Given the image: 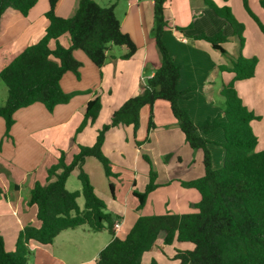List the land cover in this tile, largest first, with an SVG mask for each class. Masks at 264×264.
<instances>
[{"label": "trees", "instance_id": "1", "mask_svg": "<svg viewBox=\"0 0 264 264\" xmlns=\"http://www.w3.org/2000/svg\"><path fill=\"white\" fill-rule=\"evenodd\" d=\"M37 1L0 0V19L8 8L26 16ZM203 1L216 16L230 25L242 45L244 24L234 17L230 7L227 4L219 6L214 0ZM57 2L48 0L45 12L48 25L43 36L0 69V79L7 89L6 100L0 105L6 136L15 122L17 110L41 103L48 112H52L58 104L71 99L74 92L63 91L60 79L67 72L79 76L82 62L74 57V50L82 51L95 66L101 67L110 45L121 48L124 59L131 57L137 49L131 36L121 30L114 4L100 5L94 0H79L74 13L62 17L55 13ZM164 2L153 0L152 32L160 65L144 81L139 93L125 99L112 112L109 122L97 130L92 145L78 144L77 152L69 160L66 152L61 151L47 167L45 180L33 182L26 203L34 208L37 223L25 225L19 230L12 250L6 248L0 233V264H28L30 243L50 245L61 231L81 225L93 231L106 229L112 236L99 251L94 264H160L154 259L143 263L141 259L160 235L164 245L174 242L193 245L190 249L175 247L171 256V260H175L173 264H264V149L255 150L257 137L251 122L257 116L243 104L235 87L236 81L254 76L257 58L240 53L230 66L219 67L232 74V79L224 83L220 90L218 104L221 112L200 124L194 123L187 110L179 105L181 99L191 96L193 89L178 87L180 66L162 41V33L168 26ZM260 4L264 8V0H260ZM244 6L264 34V23L252 13L246 0ZM178 29L185 31L187 28ZM64 34L69 38L67 45L59 40ZM191 38L207 40L214 48L225 52L221 45L225 37L221 33L212 36L193 34ZM157 101L168 103L188 146L202 151L203 174L191 180H180L183 186L198 192L199 200L192 204L194 210L188 213L139 215L125 237L120 238L113 230L115 219L119 217L107 211L105 202L95 192L82 164L88 157L95 158L102 165L106 177H118L120 172L115 171V165L102 149L107 130L124 125L132 126L135 132L140 110L143 107L151 109ZM101 106L99 95L86 102L76 133L97 119ZM151 126L150 112L148 128ZM217 128L223 132L220 143L223 159L222 165L216 168L212 165L208 148L210 140L198 131L207 134ZM142 156L149 164V171L144 189L132 191L138 200V209L144 206L148 194L158 186L149 157ZM76 167L80 169V189L71 191L65 183ZM109 188L113 192L111 182ZM80 195L83 198L82 207L77 202Z\"/></svg>", "mask_w": 264, "mask_h": 264}, {"label": "crops", "instance_id": "2", "mask_svg": "<svg viewBox=\"0 0 264 264\" xmlns=\"http://www.w3.org/2000/svg\"><path fill=\"white\" fill-rule=\"evenodd\" d=\"M214 1L219 6L227 4L230 9L232 1H236L234 3L241 8L239 12H241L242 22L247 20V17L252 19L244 6V0H227L226 2L219 0L221 3L218 0ZM78 2L79 0H58L55 13L62 17L71 16ZM104 2L103 5L114 4L121 30L128 33L137 46L135 53L124 59L121 57L122 49L110 45L106 52L105 63L97 67L82 51L74 50V57L82 62L79 76L67 72L60 79L63 91L74 92L67 103L58 104L52 112H48L42 104L40 106L38 103L17 110L14 114L16 122L8 137L4 135V120L0 117V184L2 186H0V196L7 201L11 214L17 217L16 223L19 230L25 225L37 223L35 210L31 212L27 208L25 197L27 190L24 191L26 186L30 189L35 180L44 181L47 167L55 161L61 151L66 152V158L69 160L77 152L78 144L92 145L100 126L110 120L112 112L125 99L142 90L144 81L161 63L152 32L153 0H132L131 2L104 0ZM246 2L252 13L264 23V8L260 0H246ZM47 8L48 0H38L26 16L20 15L15 9H6L0 19V69L26 46L37 42L43 36L48 25V19L45 16ZM164 16L168 26L162 33V41L175 63L180 66L178 87L193 89L191 96L181 99L179 105L187 110L194 123L200 124L206 118H214L220 114V108L214 102L220 99V90L224 83L232 79V74L220 70L219 67L230 66L233 59L230 56L225 57L224 47L225 52H221L207 40H195L191 38V35L203 33L209 36L223 34L225 31L230 33V28L224 19L216 16L203 0H165ZM255 26L254 34L251 33V35L258 36L256 48L261 47L264 52L263 35L256 23ZM178 27L187 29L180 31ZM59 40L64 45L69 42L67 34L62 35ZM240 48L241 45L236 46L234 50L240 53L242 51ZM252 52L251 49L248 54ZM235 86L243 104L257 116L252 120L251 126L257 137L255 150H262L264 149V68L256 66L253 77L238 80ZM0 89L2 100H4L7 91L4 88ZM95 95L100 96L102 103L98 117L93 123L86 125L82 131L76 133V128L83 118V107ZM24 111L26 117L23 115ZM150 112L152 126L148 128ZM19 114V117L25 121L23 127L17 126ZM199 134L208 137L212 144L223 140V132L220 128L207 134L201 132ZM152 143L160 148L172 146L174 151L176 147L179 148L181 154L175 153L178 162L186 161L187 167H193L194 164L196 166L182 172L168 171L169 173H164L161 179H156L159 186L148 194L143 207L148 205L150 196L159 187L172 188L176 193L174 202L170 203V198L167 196L168 201L161 203L163 207L166 204H172L171 210L162 213H185L186 211L179 210H185L187 206L199 200L198 192L183 186L180 180H191L203 174L202 152L188 146L167 102L157 101L151 109L143 107L140 110L139 125L135 132L132 126L111 127L107 130L102 145L104 153L115 165V171H119L120 175L128 174V188L124 192H119L118 196L115 194L116 188L122 183L119 181L120 175L107 178V185L110 182L113 184L111 195L99 191L96 185L91 183L97 195L105 202L107 211L116 218L119 217L115 219V223L119 224V230L115 235L120 238L125 237L137 217L143 214L137 208L138 200L137 203L131 201L130 195L134 196L133 189L141 191L136 188V181L138 176H146L149 170L147 166L139 164L140 155L148 150ZM214 152L218 156V162H215L222 164L223 150H214ZM153 158L150 155L151 164ZM11 169L15 171L17 169L22 173L19 180L12 177ZM124 169L128 170L122 171ZM65 185L68 190H71L68 188V179ZM12 187L18 193L17 198L10 195ZM111 238L106 229L93 231L86 225L66 229L61 231L50 245L30 243L28 246L31 254L33 252V261L28 260L27 263L94 264L99 251ZM172 245H164L160 235L151 249L164 253L166 246ZM172 254L167 255L170 260Z\"/></svg>", "mask_w": 264, "mask_h": 264}, {"label": "rangeland", "instance_id": "3", "mask_svg": "<svg viewBox=\"0 0 264 264\" xmlns=\"http://www.w3.org/2000/svg\"><path fill=\"white\" fill-rule=\"evenodd\" d=\"M97 1H98L97 3L101 4V5H103L105 3L104 0H97ZM219 2L221 3V1H219ZM234 2H236V1H234ZM234 2L232 1L230 10H232L231 12L234 15V17L239 22L244 24V30H243L244 40H243V44L241 45L242 51H240V53L245 57L255 56L257 58L256 66H259V68H262V67L264 68V52H263V49L261 47L256 48V46L258 45L257 42L259 41V38H258V36L252 37V35H251V33H253L255 28H256L255 21H253V19H250L249 17H247V20H244L242 22L241 12H239V11H241V8L238 7L237 4H235ZM123 6H125V5H123ZM123 12H124V8H123ZM123 12H122V14H123ZM227 26H228V28H230V33L227 31L223 32L222 35L225 37V40L223 41L222 45L226 49L225 57L227 58L228 56H230L232 59H235L240 53L238 52V50H236V49L234 50V48L236 46H240V42H239V39L237 38V36L233 33L230 25L227 24ZM261 34L263 36L262 35H259V36H262L264 38V34L262 32H261ZM209 36H212V35H209ZM251 49L253 50V52L251 54H248L249 50H251ZM227 73H228V71H227ZM0 88H4L7 91L5 84L3 83V81L1 79H0ZM220 99H221V97H220ZM5 100H6V97H4V100H2V94H1V89H0V105H2L5 102ZM219 100L217 99L214 102L218 106H219V104H218ZM38 104L40 106H42L41 103H38ZM23 115L26 117L25 111H24ZM19 116H20V114L18 115V122L19 123L17 126L23 127L25 124V121L23 118H21ZM15 122H16V119H15ZM198 133H199V131H198ZM8 136H6V137H8ZM221 142H219L217 144H212L210 142L208 143V148H209L210 153H211L213 167L214 166L216 167V165L218 167L222 165L221 163H217L218 162V159H217L218 156H217V153L214 152V150H218V151L222 150V147L220 144ZM214 143H216V142H214ZM147 149L148 150H145V152H142V154L140 155L141 161L139 162V164L147 166V169L149 170V164L143 158L142 155H147L149 157V159H150V155H152L154 157L152 164H151V167L156 173V178H155L156 183H157L156 179L157 180L161 179L164 173H169L168 171L172 172V170H176L178 172H182L183 170L185 171L189 168L191 169V168H194L196 166L194 164L193 167H187L186 161L179 163L175 153L181 154V151L177 147H176V150L174 151V150H172V146L170 148H160L157 146V144L152 143L151 145H149V148H147ZM198 150H200V149H198ZM213 154H214V156H213ZM150 161H151V159H150ZM215 161H217V162H215ZM82 169L88 174L90 182L93 183L94 185H96V187L98 188L99 191H102L103 193L111 195L109 185H107V183H106L108 181V179H107L108 177H106V175L104 174L102 165L100 164V162L97 159L90 157L89 159H87V161H85V163L82 164ZM126 170H128V169H124L122 171H126ZM79 171H80V169L78 167L74 168L72 170L70 177L68 178V188L71 190H78L79 189V186H80V183L78 180ZM147 174L148 173H146L145 174L146 176H143V177L138 176V179L136 181L137 182L136 183L137 189H139L141 191L144 189V186L147 182V179H146ZM157 174H158V177H157ZM11 175L16 180H19L22 176V173L18 172L17 169H16V171L14 169H11ZM27 178L29 179V176H27ZM119 178H120L119 181L122 183L115 190V194L117 196L119 195V192L120 193L124 192L125 189L128 188V184H129L128 174L120 175ZM114 184L116 185L115 182H114ZM0 186H1V184H0ZM158 186H159V184H158ZM26 187L27 188H25L24 191L27 190L25 192L26 193L25 197L27 200V196L29 193V187L28 186H26ZM10 195L14 196L16 198L18 197V193L16 192V190L13 187L10 189ZM175 195H176V193H175L174 189H172V188L167 189L166 187H159L150 196L148 205H146L145 208L143 207L142 209H140L141 213H143L142 215H148V213L161 214L162 212H164L166 210L167 211L171 210L172 204L171 205L166 204V206L163 207V206H161V203L168 201L167 196H169V198H170V203H171V201L174 202L173 199H174ZM130 200L137 203V199L134 196L130 195ZM77 201H78V204L80 206L83 205V198L81 195L79 196V198H77ZM153 202L155 204L154 206H153ZM27 208H29L31 210V212H34V209L32 207L27 206ZM193 210H194V207L192 205H190L189 207L187 206V208L185 210H179V211H186L185 213H188V212H191ZM16 218H17L16 216H13L11 214V211L8 207L7 201H5L4 198L0 196V233L4 237L5 245H6V248L8 250H12L14 248L15 241L17 239V235L19 232L18 225L16 223V221H17ZM192 246L193 245L189 242L174 243L172 246H166V250L163 251L164 253H161L159 251L156 252V251H154L155 249H151L150 251L145 252L142 255L141 259H142L143 263H148L152 259H154L160 264H173V263H175V260H170L169 256H167V255H170L171 253H173L175 247L181 248V249H190V248H192ZM165 253H167V255ZM28 260L33 261V252H32V254L29 255Z\"/></svg>", "mask_w": 264, "mask_h": 264}, {"label": "built area", "instance_id": "4", "mask_svg": "<svg viewBox=\"0 0 264 264\" xmlns=\"http://www.w3.org/2000/svg\"><path fill=\"white\" fill-rule=\"evenodd\" d=\"M127 2H131L132 0H126ZM119 224L118 223H115L114 224V227H113V230H114V233L116 234L119 230Z\"/></svg>", "mask_w": 264, "mask_h": 264}]
</instances>
